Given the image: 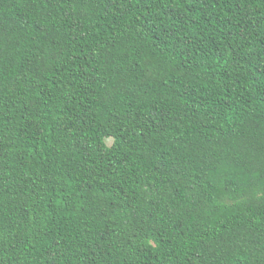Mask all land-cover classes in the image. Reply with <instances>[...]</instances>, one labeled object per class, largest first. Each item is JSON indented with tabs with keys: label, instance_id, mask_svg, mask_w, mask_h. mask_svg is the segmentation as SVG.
Instances as JSON below:
<instances>
[{
	"label": "trees",
	"instance_id": "16d2710c",
	"mask_svg": "<svg viewBox=\"0 0 264 264\" xmlns=\"http://www.w3.org/2000/svg\"><path fill=\"white\" fill-rule=\"evenodd\" d=\"M0 264H264V0H0Z\"/></svg>",
	"mask_w": 264,
	"mask_h": 264
},
{
	"label": "rangeland",
	"instance_id": "374dc122",
	"mask_svg": "<svg viewBox=\"0 0 264 264\" xmlns=\"http://www.w3.org/2000/svg\"><path fill=\"white\" fill-rule=\"evenodd\" d=\"M107 143L110 145L112 143V139H108Z\"/></svg>",
	"mask_w": 264,
	"mask_h": 264
}]
</instances>
